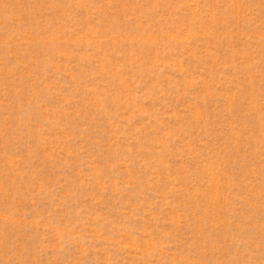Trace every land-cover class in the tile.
Here are the masks:
<instances>
[{"label":"rangeland","instance_id":"1","mask_svg":"<svg viewBox=\"0 0 264 264\" xmlns=\"http://www.w3.org/2000/svg\"><path fill=\"white\" fill-rule=\"evenodd\" d=\"M0 264H264V0H0Z\"/></svg>","mask_w":264,"mask_h":264}]
</instances>
